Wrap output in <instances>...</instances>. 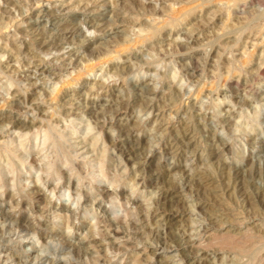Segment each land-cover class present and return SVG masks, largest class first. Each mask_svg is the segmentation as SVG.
Segmentation results:
<instances>
[{"label":"rangeland","instance_id":"obj_1","mask_svg":"<svg viewBox=\"0 0 264 264\" xmlns=\"http://www.w3.org/2000/svg\"><path fill=\"white\" fill-rule=\"evenodd\" d=\"M262 25L264 0H0V264H264ZM176 70L223 87L174 110Z\"/></svg>","mask_w":264,"mask_h":264},{"label":"clouds","instance_id":"obj_2","mask_svg":"<svg viewBox=\"0 0 264 264\" xmlns=\"http://www.w3.org/2000/svg\"><path fill=\"white\" fill-rule=\"evenodd\" d=\"M261 32H264V25L261 26L260 28ZM179 39V37L177 38ZM158 61H159V65L162 66V69L165 67L164 65V61L160 59V57H158ZM161 70V69H158ZM178 70L174 71L173 76L171 77L172 79V83L176 84L178 87V90L181 93V98L179 100V102L175 105V109L181 108V107H190L193 102L199 103L201 97H203L205 95V93H207V98H205L203 100V103H199V108L200 111L203 112L204 108L203 105L207 104L209 102V100L211 99L212 94H215L219 91V89L221 87H223L222 85H220L219 83V76L218 74H214V78L212 80H205V82L200 86L199 89L193 88V87H187L185 86L184 88H180L179 84L183 83L184 80L180 79V77L178 76ZM175 77V79H174ZM162 79V78H161ZM177 81H179V83L177 84ZM187 88V94H184V89ZM9 91L11 90L10 88L8 89ZM10 99V97H9ZM231 101L229 100H217L215 102L214 107L216 106H220L223 104H230ZM234 107V106H233ZM149 116H151V113L149 114ZM168 119L172 120L175 119V117L170 113ZM237 124L240 123V120L236 121ZM95 127V135L98 137H105V132H106V125L100 126V125H94ZM109 135L111 137H115V132H112L110 129L108 130ZM221 135L223 134L222 132L220 133ZM105 143L106 145L109 147V143L108 140L105 139ZM43 148H47V151L49 153H51V156H45L44 151H42ZM56 146L53 145L52 147H48V145H42L40 147H38L35 151L37 152V160L40 163H44V159H49V158H53L56 157ZM44 157V159H41V157ZM134 167V166H133ZM128 169L125 168V174H127ZM101 175H103V169H101ZM137 177H139V173H137ZM106 179V178H105ZM107 182V181H106ZM139 187V185H137ZM108 190L110 192H115L114 191V183H110L108 184ZM239 264H249V262L247 261V259L245 258L244 260H240ZM252 264H254V262H252Z\"/></svg>","mask_w":264,"mask_h":264},{"label":"bare ground","instance_id":"obj_3","mask_svg":"<svg viewBox=\"0 0 264 264\" xmlns=\"http://www.w3.org/2000/svg\"><path fill=\"white\" fill-rule=\"evenodd\" d=\"M86 6V5H85ZM196 25V24H195ZM193 33V32H192ZM44 44V43H43ZM62 50V49H61ZM93 53V52H92ZM100 55V54H99ZM261 65V64H260ZM25 78L27 79V80H29V79H32V76H30V75H28V76H25ZM7 114V113H6ZM5 117H7V115H5ZM13 119H15L14 117H10L9 116V118L7 119V120H4V119H2V122H4L5 124H6V126H7V124L8 125H10V130H15L14 128L16 127L15 125H17V121H12ZM2 124V123H1ZM23 128V127H22ZM22 128H19V129H17V130H21ZM10 130H8V131H10ZM104 158V157H103ZM235 163V162H234ZM165 193V192H164ZM9 220H11V219H9ZM12 221V220H11ZM13 222V221H12ZM107 222V221H106ZM108 222H110V221H108ZM111 223V222H110ZM109 225V224H108ZM111 225L112 226H114L112 223H111ZM111 226V227H112ZM115 230H116V228H115ZM117 232V231H116ZM114 233V232H113ZM117 234V233H116ZM115 234V235H116ZM2 235V234H1ZM111 235H112V233H111ZM227 237H225V239H226ZM115 239V238H114ZM222 239V238H221ZM250 239V238H249ZM248 239V240H249ZM228 240V239H227ZM233 242V241H232ZM210 243V242H209ZM237 243H239V242H237ZM224 244V243H223ZM235 244V243H234ZM225 245V244H224ZM234 246V245H233ZM245 250V249H244ZM163 261V260H162Z\"/></svg>","mask_w":264,"mask_h":264}]
</instances>
